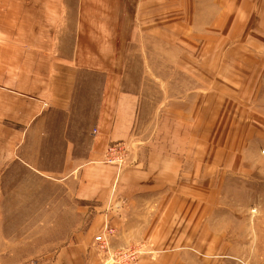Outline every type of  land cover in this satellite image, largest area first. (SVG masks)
Here are the masks:
<instances>
[{"label": "crops", "instance_id": "crops-1", "mask_svg": "<svg viewBox=\"0 0 264 264\" xmlns=\"http://www.w3.org/2000/svg\"><path fill=\"white\" fill-rule=\"evenodd\" d=\"M187 11L183 0H0V207L46 200L44 189L31 194L28 186L49 177L66 187L58 198H71L76 209L81 203L84 216H92L50 264H100L94 237L106 224L117 229L114 247L145 239L158 214L167 219L172 191L187 189L184 174L202 172L203 162L191 159L196 155L165 142L191 118L185 109H199L198 95V104L179 101L186 93L181 68L191 57L163 55L164 40L179 39L178 15ZM139 49L156 79H175L173 90L154 89L177 101L166 104L152 140L145 139L153 127L148 113L157 110L133 84L144 80L133 68L143 64L135 61ZM133 140L140 146L129 156L132 166L106 164L111 145Z\"/></svg>", "mask_w": 264, "mask_h": 264}, {"label": "rangeland", "instance_id": "rangeland-1", "mask_svg": "<svg viewBox=\"0 0 264 264\" xmlns=\"http://www.w3.org/2000/svg\"><path fill=\"white\" fill-rule=\"evenodd\" d=\"M183 1L188 13L178 15L179 26L183 25L179 39L173 40L174 45L164 40L163 55L191 57L181 68L180 84L186 93L179 101L198 104V95L199 109H185L183 113L191 118L179 121L177 139L169 135L165 142L173 151L178 145L179 150L196 155L191 159L203 162V170L184 174L188 187L172 191L163 208L165 221L158 214L162 208L152 209L158 214L152 234L117 247L110 244L114 250L145 245L136 264H264V0ZM134 51L142 56L136 63L143 62L134 64L135 74L144 80L133 84L148 94L143 99L157 110L148 113L153 127L145 139H151L166 104L170 108L177 101V95H158L154 89L160 85L173 90L175 79L174 75L163 82L156 79L146 53ZM204 62L208 65L200 66ZM187 67L194 73L184 74ZM194 83L204 86L195 90ZM129 163L109 165L124 169L132 166ZM28 188L31 194L44 189L46 200L2 204L0 264H50L92 219L84 216L81 203L76 209L71 198L57 197L66 188L63 182L48 177L44 185Z\"/></svg>", "mask_w": 264, "mask_h": 264}, {"label": "built area", "instance_id": "built-area-1", "mask_svg": "<svg viewBox=\"0 0 264 264\" xmlns=\"http://www.w3.org/2000/svg\"><path fill=\"white\" fill-rule=\"evenodd\" d=\"M139 145L140 144L136 143L134 140L131 142L117 141V143L111 145L107 149L104 156L105 162L116 166H122L123 164L126 166L128 162H130V154ZM132 164L133 162L131 165ZM115 234L116 229H114L110 224H106L103 231L94 237V244L101 255L103 264H136L144 250L145 245L139 243L128 248L114 250L112 249L110 242Z\"/></svg>", "mask_w": 264, "mask_h": 264}]
</instances>
